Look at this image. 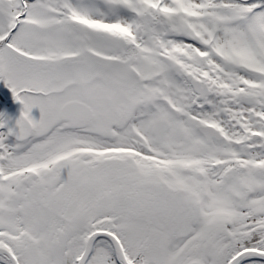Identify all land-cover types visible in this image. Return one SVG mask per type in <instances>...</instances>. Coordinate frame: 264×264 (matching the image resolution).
<instances>
[{"label": "snow or ice", "instance_id": "obj_1", "mask_svg": "<svg viewBox=\"0 0 264 264\" xmlns=\"http://www.w3.org/2000/svg\"><path fill=\"white\" fill-rule=\"evenodd\" d=\"M0 82V264H264V0H0Z\"/></svg>", "mask_w": 264, "mask_h": 264}, {"label": "rangeland", "instance_id": "obj_2", "mask_svg": "<svg viewBox=\"0 0 264 264\" xmlns=\"http://www.w3.org/2000/svg\"><path fill=\"white\" fill-rule=\"evenodd\" d=\"M0 93H4V95L12 100V96H11V93L9 92V90L4 86L3 82H0ZM3 101L0 100V103ZM6 102V101H5ZM9 110L8 112L6 111L4 117L3 118H6V127L3 129V128H0V132L2 131L3 129V132H6L8 128H13L15 126V121L16 119L18 118L19 116V113H20V108H21V105H19L18 103H14L13 100L9 102ZM0 111H1V104H0ZM31 115L34 119H39V110L34 108L32 109V112H31ZM8 143H12L14 142V139L12 137H8V140L6 141Z\"/></svg>", "mask_w": 264, "mask_h": 264}, {"label": "flooded vegetation", "instance_id": "obj_3", "mask_svg": "<svg viewBox=\"0 0 264 264\" xmlns=\"http://www.w3.org/2000/svg\"><path fill=\"white\" fill-rule=\"evenodd\" d=\"M2 99H3V101H6V102H5V104H6V111L8 112V110L10 109V108H9V105H10L9 102L12 101V100L8 99V98L4 95V93H2V94L0 93V100H2ZM18 117H19V116H18ZM3 129H4V128H3ZM3 129H2L1 132H3ZM12 138L14 139V137H12Z\"/></svg>", "mask_w": 264, "mask_h": 264}, {"label": "water", "instance_id": "obj_4", "mask_svg": "<svg viewBox=\"0 0 264 264\" xmlns=\"http://www.w3.org/2000/svg\"><path fill=\"white\" fill-rule=\"evenodd\" d=\"M0 104H1L0 119H2V117H4L6 113V104L5 101H2Z\"/></svg>", "mask_w": 264, "mask_h": 264}]
</instances>
